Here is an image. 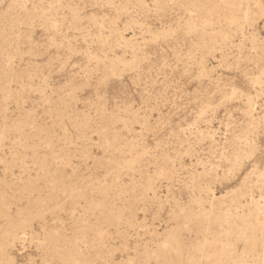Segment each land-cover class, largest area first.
<instances>
[{
  "label": "rangeland",
  "instance_id": "rangeland-1",
  "mask_svg": "<svg viewBox=\"0 0 264 264\" xmlns=\"http://www.w3.org/2000/svg\"><path fill=\"white\" fill-rule=\"evenodd\" d=\"M0 264H264V0H0Z\"/></svg>",
  "mask_w": 264,
  "mask_h": 264
}]
</instances>
